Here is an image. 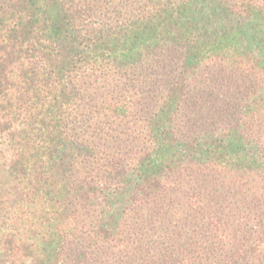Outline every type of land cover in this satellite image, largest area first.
<instances>
[{
    "label": "trees",
    "instance_id": "obj_1",
    "mask_svg": "<svg viewBox=\"0 0 264 264\" xmlns=\"http://www.w3.org/2000/svg\"><path fill=\"white\" fill-rule=\"evenodd\" d=\"M0 264H264V0H0Z\"/></svg>",
    "mask_w": 264,
    "mask_h": 264
}]
</instances>
